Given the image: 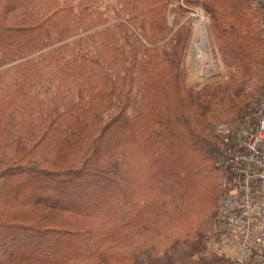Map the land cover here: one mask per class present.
<instances>
[{
  "label": "trees",
  "instance_id": "16d2710c",
  "mask_svg": "<svg viewBox=\"0 0 264 264\" xmlns=\"http://www.w3.org/2000/svg\"><path fill=\"white\" fill-rule=\"evenodd\" d=\"M181 1L211 15L227 81L185 84ZM262 19L253 0H0V264H222L215 126L260 88Z\"/></svg>",
  "mask_w": 264,
  "mask_h": 264
},
{
  "label": "built area",
  "instance_id": "2783aa9c",
  "mask_svg": "<svg viewBox=\"0 0 264 264\" xmlns=\"http://www.w3.org/2000/svg\"><path fill=\"white\" fill-rule=\"evenodd\" d=\"M255 1L264 32V0ZM215 131L219 162L231 176L214 217L222 264H264V89L246 113Z\"/></svg>",
  "mask_w": 264,
  "mask_h": 264
},
{
  "label": "rangeland",
  "instance_id": "374dc122",
  "mask_svg": "<svg viewBox=\"0 0 264 264\" xmlns=\"http://www.w3.org/2000/svg\"><path fill=\"white\" fill-rule=\"evenodd\" d=\"M253 1L256 2L255 0ZM177 4L178 3L176 2L174 3L172 2L171 6H176ZM181 4L186 8V11L183 10V12H181V11H173V9L172 10L169 9L168 21L169 24L173 26L172 28L174 32H176L181 27H185V26L190 31L188 49L183 59V68L185 69V84L189 87L198 89L205 86L208 83L227 81L229 79V68L227 67L222 57L220 56L218 46L215 40V35L213 34L211 28V23H212L211 15L205 10V8L203 7V5H201V3L200 4L195 3L192 6L191 5L189 6L187 5V3L184 4L181 1ZM117 21L120 20L110 19V21L105 23L104 25L95 27L82 35H85L90 32H95L97 30L104 28L105 26L113 25ZM77 36L78 35L76 34V36L64 41L63 43L70 42ZM209 38H210V43L212 45V49L209 51L210 55L208 62H205L206 59H205L204 51H205V46H207L208 44ZM59 44L61 43L49 46V48H53L54 46H57ZM49 48L46 47L37 54L48 51L50 50ZM19 61L9 63L8 65L3 66L2 68H7L8 66L18 63ZM262 79L263 80L260 81L261 82L260 88L259 89L255 88L251 90V92L253 91L252 96L247 102V105L243 108V110L241 111L238 110L234 114V116L231 117V119L234 120L237 117H240L254 105V103L258 98V95H260V93L264 89V71H263ZM229 119L226 120L224 118V120H220L218 123L222 121H231V119L230 120ZM215 247L222 254L218 246L216 245Z\"/></svg>",
  "mask_w": 264,
  "mask_h": 264
},
{
  "label": "bare ground",
  "instance_id": "6f19581e",
  "mask_svg": "<svg viewBox=\"0 0 264 264\" xmlns=\"http://www.w3.org/2000/svg\"><path fill=\"white\" fill-rule=\"evenodd\" d=\"M212 49V45L210 43V38L208 39V44L207 46H205V51H204V55H205V62H208L209 59V55H210V50Z\"/></svg>",
  "mask_w": 264,
  "mask_h": 264
}]
</instances>
